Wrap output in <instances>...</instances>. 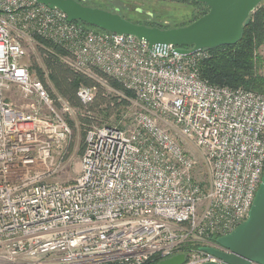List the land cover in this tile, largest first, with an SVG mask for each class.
Returning <instances> with one entry per match:
<instances>
[{
  "label": "built area",
  "instance_id": "1",
  "mask_svg": "<svg viewBox=\"0 0 264 264\" xmlns=\"http://www.w3.org/2000/svg\"><path fill=\"white\" fill-rule=\"evenodd\" d=\"M38 37L75 71L134 93L122 95L123 121L89 126L70 185L50 177L74 108L23 64L26 45L45 48ZM207 56L98 31L37 0H0V264H156L179 253L205 264L220 262L205 247L230 253L217 240L247 220L264 175V93L204 79ZM96 91L77 95L88 105Z\"/></svg>",
  "mask_w": 264,
  "mask_h": 264
},
{
  "label": "water",
  "instance_id": "2",
  "mask_svg": "<svg viewBox=\"0 0 264 264\" xmlns=\"http://www.w3.org/2000/svg\"><path fill=\"white\" fill-rule=\"evenodd\" d=\"M66 13L69 21H81L118 34L134 35L150 47L173 44L180 53L216 48L238 43L250 15L264 0H197L209 11L192 23L173 28L151 27L132 22L117 12L86 6L77 0H37ZM217 243L230 251L215 248L203 250L220 259L205 264H264V175L246 221L232 233L218 238ZM186 255L179 253L156 264H183Z\"/></svg>",
  "mask_w": 264,
  "mask_h": 264
},
{
  "label": "trees",
  "instance_id": "3",
  "mask_svg": "<svg viewBox=\"0 0 264 264\" xmlns=\"http://www.w3.org/2000/svg\"><path fill=\"white\" fill-rule=\"evenodd\" d=\"M179 1L196 5L199 3L197 0ZM206 13L207 11L203 12L199 17ZM149 16H151L150 13L146 19H127L135 23L165 29L185 26L199 18L194 17L193 20H190L189 22L168 26L160 21L151 20ZM263 18L264 14L260 11H256L253 21H251L247 26L243 27V34L238 43L234 45H222L216 48L208 49L209 56L199 61L201 76L213 84L228 85L231 87H244L264 93V75H259L255 71L254 64L255 48L259 45V42L264 41ZM76 22L81 21L76 20ZM81 23L98 31H106L102 28L92 26L84 22ZM38 40L45 46V48H42L41 50L44 53V61L47 69L49 70L50 80L52 81L57 92L61 96L68 99L73 105H83L77 95V91L81 85L96 86V88L99 87V89L96 91L93 102L89 103L87 108L89 111L98 110L99 112L106 113V115L111 114V112L116 107L126 104V98L134 97V93L126 89L117 79L107 76L97 70V72L108 81L111 88L122 92L126 98H112L111 96L106 95L103 87L99 85L93 78L75 71L72 67L61 60L60 57L65 54V51L61 46L52 44L40 37H38ZM38 78L45 82L43 74L40 71ZM49 91L51 93V90ZM51 95H53V93H51ZM104 105L106 107L102 108ZM90 119L91 117L84 118V125L86 124L85 122L90 123ZM70 124L72 125L71 121ZM84 148L85 147L83 146L82 152H84Z\"/></svg>",
  "mask_w": 264,
  "mask_h": 264
},
{
  "label": "rangeland",
  "instance_id": "4",
  "mask_svg": "<svg viewBox=\"0 0 264 264\" xmlns=\"http://www.w3.org/2000/svg\"><path fill=\"white\" fill-rule=\"evenodd\" d=\"M83 3L94 7L108 8L116 6L120 9V14L124 18L133 20L146 19L150 13V19L160 21L165 25L174 26L193 20L199 17L203 12L209 11V6L205 3H185L179 0H84ZM260 11L264 14V1H262L251 13V21L255 18V12ZM264 19V18H263ZM250 21V22H251ZM172 28V27H171ZM27 54L23 59V64L29 67L32 76L39 77V71L43 74L44 80L54 96H61L55 89L49 77V70L44 61V53L40 48L26 45ZM255 71L259 75H264V41L254 51ZM93 78L104 89L106 95L112 98L123 97V93L114 90L109 86L108 81L97 72L91 70L90 74H85ZM99 87L97 88V90ZM63 97V96H61ZM8 98L16 105L23 104V99L15 93H9ZM65 98V97H63ZM66 99V98H65ZM120 99V98H118ZM68 100V99H67ZM69 101V100H68ZM70 102V101H69ZM71 103V102H70ZM72 104V103H71ZM126 105L116 107L111 114L99 112L98 110L89 111L87 105H73L72 115L69 116L71 125V137L65 143L63 158L60 161L58 170L50 177L52 182L60 185H70L78 177L81 169L82 148L85 147V138L90 125L100 123L101 121H120L126 114ZM106 106H102L105 108ZM91 117L90 123L85 122L84 118ZM192 151L199 156L198 152L191 147Z\"/></svg>",
  "mask_w": 264,
  "mask_h": 264
},
{
  "label": "flooded vegetation",
  "instance_id": "5",
  "mask_svg": "<svg viewBox=\"0 0 264 264\" xmlns=\"http://www.w3.org/2000/svg\"><path fill=\"white\" fill-rule=\"evenodd\" d=\"M77 1L82 3V4H84V5H86V6H90L88 4L83 3L84 0H77ZM90 7H94V6H90ZM99 8H101V7H99ZM102 9L109 10V11H112V12H117V13L120 14V9L118 7H116V6L108 7V8H102Z\"/></svg>",
  "mask_w": 264,
  "mask_h": 264
}]
</instances>
